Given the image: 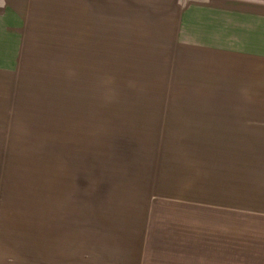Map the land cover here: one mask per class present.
<instances>
[{
	"label": "rangeland",
	"instance_id": "374dc122",
	"mask_svg": "<svg viewBox=\"0 0 264 264\" xmlns=\"http://www.w3.org/2000/svg\"><path fill=\"white\" fill-rule=\"evenodd\" d=\"M256 200L264 0H0V264H107L169 207L264 264Z\"/></svg>",
	"mask_w": 264,
	"mask_h": 264
},
{
	"label": "crops",
	"instance_id": "0c3cea01",
	"mask_svg": "<svg viewBox=\"0 0 264 264\" xmlns=\"http://www.w3.org/2000/svg\"><path fill=\"white\" fill-rule=\"evenodd\" d=\"M255 206V217L260 219V221L257 220L256 224H264V222H261V219H264V215L261 207L260 209L258 207V200H256ZM169 209L163 210V213L170 220L157 222L158 220L156 221L155 216L149 214V208H147L144 219L141 222L142 227L138 233V240L130 242L126 241V239H119L118 244L124 243L127 247L123 249V253L114 255H111L112 252L103 253L100 256L102 258H96L94 261L103 260L108 262L107 264H199L200 261L201 264H205L213 257V254L207 255L206 249H210L208 245H214L213 241L215 238L217 240V244L215 242L216 252L221 253V255H217V259L224 260L226 243L224 242L223 224H216V226L218 225L217 228L213 229L215 232H208L207 227L206 229L202 225L199 226V224L206 226L207 224L205 222L199 223L197 216L192 217L186 214L182 217L181 214L172 211L170 207ZM132 244L137 246L135 250H133ZM199 247H204V252L201 255H199ZM103 256H111L112 258L108 259ZM66 257V255H62V264H66V261H71V259ZM75 261H84V259H75Z\"/></svg>",
	"mask_w": 264,
	"mask_h": 264
},
{
	"label": "clouds",
	"instance_id": "9594fccd",
	"mask_svg": "<svg viewBox=\"0 0 264 264\" xmlns=\"http://www.w3.org/2000/svg\"><path fill=\"white\" fill-rule=\"evenodd\" d=\"M70 75H74V73H70ZM113 84H114V78L113 77H107L103 81V85H104V88H105L103 99L106 102H111L114 99V97H115V89L111 87ZM129 87H135L134 82L130 81L129 82Z\"/></svg>",
	"mask_w": 264,
	"mask_h": 264
}]
</instances>
